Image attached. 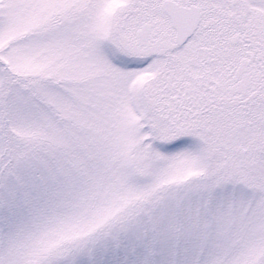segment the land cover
<instances>
[{"label": "snow or ice", "instance_id": "6c2138e0", "mask_svg": "<svg viewBox=\"0 0 264 264\" xmlns=\"http://www.w3.org/2000/svg\"><path fill=\"white\" fill-rule=\"evenodd\" d=\"M0 264H264V0H0Z\"/></svg>", "mask_w": 264, "mask_h": 264}]
</instances>
